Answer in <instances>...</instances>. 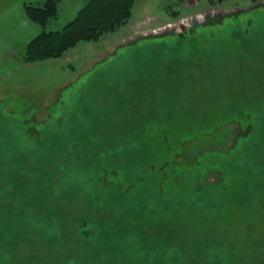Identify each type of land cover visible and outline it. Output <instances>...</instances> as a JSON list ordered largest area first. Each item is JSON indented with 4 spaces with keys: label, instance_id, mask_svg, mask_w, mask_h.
Wrapping results in <instances>:
<instances>
[{
    "label": "rangeland",
    "instance_id": "374dc122",
    "mask_svg": "<svg viewBox=\"0 0 264 264\" xmlns=\"http://www.w3.org/2000/svg\"><path fill=\"white\" fill-rule=\"evenodd\" d=\"M44 1L0 0V264H264V0H136L101 40L17 60Z\"/></svg>",
    "mask_w": 264,
    "mask_h": 264
},
{
    "label": "trees",
    "instance_id": "16d2710c",
    "mask_svg": "<svg viewBox=\"0 0 264 264\" xmlns=\"http://www.w3.org/2000/svg\"><path fill=\"white\" fill-rule=\"evenodd\" d=\"M60 1L46 0L38 6L26 5L29 18L39 23L43 27V31L29 42L26 51L21 54L22 61L34 63L39 60L61 57L81 41L96 42L101 40L106 34L115 32L129 22L136 2V0H87L77 15L62 29L47 31L46 26L50 20L59 16ZM210 1L216 4L225 0ZM113 188L121 195L122 186ZM123 192L126 193L127 191ZM86 224L87 221L84 220L81 226L85 227ZM121 236L114 234L113 236L108 235V238L118 237V239H121ZM146 241L143 243L147 244ZM174 245L170 242L168 248L172 249L179 246L178 244ZM198 250L195 251L192 258L186 260L182 256L178 262L186 260L184 264H238L234 259V257L236 259L237 257L229 251L222 254L225 250L214 248V254L209 256L203 250Z\"/></svg>",
    "mask_w": 264,
    "mask_h": 264
},
{
    "label": "crops",
    "instance_id": "0c3cea01",
    "mask_svg": "<svg viewBox=\"0 0 264 264\" xmlns=\"http://www.w3.org/2000/svg\"><path fill=\"white\" fill-rule=\"evenodd\" d=\"M16 59H17V60H22V59H20V57H18L17 55H16Z\"/></svg>",
    "mask_w": 264,
    "mask_h": 264
}]
</instances>
